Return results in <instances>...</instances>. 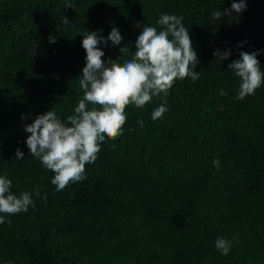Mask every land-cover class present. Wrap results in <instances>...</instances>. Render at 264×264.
<instances>
[{"label":"trees","instance_id":"1","mask_svg":"<svg viewBox=\"0 0 264 264\" xmlns=\"http://www.w3.org/2000/svg\"><path fill=\"white\" fill-rule=\"evenodd\" d=\"M230 7L231 0H0V175L13 193L41 194L27 212L0 213L10 221L0 225V264H264V84L238 100L239 79L228 68L239 52L256 51L264 71V0L213 19ZM165 13L183 17L199 79H177L167 97L143 108L128 105L123 135L100 145L86 179L57 192L54 174L31 156L24 126L50 110L62 120L73 114L83 96L85 30L107 39L119 29L121 45H99L103 60H115ZM218 50L231 55L222 61ZM165 99L168 112L153 121ZM219 237L232 243L226 256L215 247Z\"/></svg>","mask_w":264,"mask_h":264},{"label":"clouds","instance_id":"2","mask_svg":"<svg viewBox=\"0 0 264 264\" xmlns=\"http://www.w3.org/2000/svg\"><path fill=\"white\" fill-rule=\"evenodd\" d=\"M247 0H231V7L216 10L213 19L237 15L246 10ZM63 23L69 20L63 17ZM156 26L145 25L135 42V50L128 46L119 48L120 56L113 60H103L105 53L99 45H121L123 40L119 29L112 27L107 39L97 31H84L82 48L86 52L85 66L79 77L82 98L73 109V114L62 120L55 111L50 110L38 115L32 123L24 126L28 133L26 145L32 157L54 175L51 183L56 191L63 190L69 182H79L87 178L85 165L94 163L101 151L100 145L107 140H115L123 135L126 122L125 109L128 105L143 108L154 97H167L177 79H199L194 71L200 63L194 50L188 28L182 16L162 14ZM50 43L55 38L50 37ZM242 42L238 47H243ZM220 59L227 60L231 50L217 51ZM259 52H239V59L228 65L229 70L239 79L237 99L251 96L264 84V71L257 59ZM221 96L226 95L220 90ZM166 99L151 113L153 121L159 120L168 112ZM23 120L24 117L22 116ZM137 124L144 126L143 120ZM16 158L23 159L24 154L16 150ZM214 167L220 166L219 158L212 161ZM39 188L33 192H12V181L8 176L0 175V213L14 215L27 212L34 207L33 196L40 197ZM42 199L46 200L45 195ZM10 223L5 215H0V225ZM216 249L222 255H228L231 241L219 237L215 241Z\"/></svg>","mask_w":264,"mask_h":264},{"label":"rangeland","instance_id":"3","mask_svg":"<svg viewBox=\"0 0 264 264\" xmlns=\"http://www.w3.org/2000/svg\"><path fill=\"white\" fill-rule=\"evenodd\" d=\"M17 143H18V142H17ZM17 143H16V144H17Z\"/></svg>","mask_w":264,"mask_h":264}]
</instances>
